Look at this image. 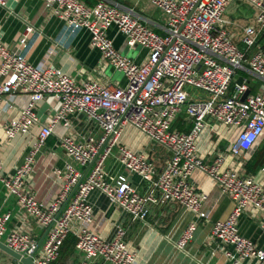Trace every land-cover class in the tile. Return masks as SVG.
I'll return each instance as SVG.
<instances>
[{"label": "built area", "instance_id": "built-area-1", "mask_svg": "<svg viewBox=\"0 0 264 264\" xmlns=\"http://www.w3.org/2000/svg\"><path fill=\"white\" fill-rule=\"evenodd\" d=\"M42 1L73 32L87 29L91 46L98 48L104 61L121 72L127 82L117 86L99 80H77L60 68L34 64L26 57L30 36L36 33L34 26L27 24L13 47L5 44L0 28V108L6 104L12 107L18 97H25L18 108L19 116L6 126V138L39 126L37 140L13 174L2 173L0 159V182L40 227L46 229L53 223L41 248L34 252L37 240L33 234L20 228L8 229L11 213H0V241L23 256L31 255L36 264H51L73 233L76 248L84 254L81 264H138L137 252L126 240L127 231L121 223L115 225L112 238L91 227L95 222L91 193L105 195L133 220L146 222L154 207L170 202L182 205L199 218H208L202 209L208 195L198 190L193 181V173L200 171L211 177L221 195L234 203L229 216L212 225L211 239L216 241V248L236 261L251 259L264 264V249L243 235L239 227L241 216L253 208L261 213L264 231V182L237 168L221 170L223 153L206 162L197 147V139L209 122L235 128L230 146L235 157L246 159L264 139V90L243 100L249 90L248 79L238 82L241 71L264 81V0H238L256 9L239 41L228 30L226 18L227 10L237 0H144L163 14L164 34L144 24L133 7L106 0L94 5L82 0ZM0 5L5 6L6 0H0ZM112 26L125 37L129 49L145 50L140 62L115 47L107 35ZM49 94L58 100L59 108L53 122L45 123L35 109L37 102ZM182 113L192 120L189 131L174 127ZM71 115H84L100 132L76 139L69 133ZM58 125L64 127L61 134L56 131ZM127 126L169 152L161 168L146 151L120 143ZM53 134L59 136L68 154L80 165L88 166L95 159L57 218L82 177L75 165L67 162L55 169L62 187L50 203L26 190L37 154ZM115 148L121 166L118 172L107 166ZM196 229L197 222L191 221L175 246L186 251ZM228 246L232 249L227 250ZM13 264L22 263L16 260Z\"/></svg>", "mask_w": 264, "mask_h": 264}, {"label": "crops", "instance_id": "crops-1", "mask_svg": "<svg viewBox=\"0 0 264 264\" xmlns=\"http://www.w3.org/2000/svg\"><path fill=\"white\" fill-rule=\"evenodd\" d=\"M82 1L88 5H94L100 0ZM106 1L133 7L144 24L160 34L166 32V23L161 11L144 0ZM235 4L237 6L234 8ZM240 5L241 1H234L227 10L229 13H226V18L229 20L228 30L238 41L243 27L253 21L256 13V9L249 5L245 13ZM240 18H245V21ZM27 24L33 25L36 29V33L30 36L26 49V57L30 62L60 68L77 80H99L111 82L117 86L126 84L125 76L104 61L98 48L91 46L90 32L85 28L73 32L63 19L54 15L51 8L46 7L42 0H6L5 6L0 5V28L6 45L12 47L16 45ZM107 35L113 40L115 47L125 55L138 62L144 58L145 50L139 47L129 49L125 37L118 32L116 26L109 28ZM261 43L264 47V38L261 39ZM244 77L248 79L250 94L264 90L263 80L247 71H241L238 78L243 80ZM2 81L3 78L0 76V83ZM24 99V96L18 97L12 107L6 104L0 108V159L2 173L8 175L13 174L15 169L24 162L25 156L37 140L38 125H33L28 133L18 134L12 139L6 138V126L11 119L19 116L18 108ZM58 108V100L49 94L37 102L35 110L42 122L51 123ZM69 119L72 122L69 133L78 140L100 132L98 127L84 115H71ZM191 126L192 120L184 113L179 115L174 124L175 128L182 131H189ZM56 131L58 134L63 133V125H58ZM131 132H138L139 138L144 135L131 126H127L120 137V143L135 150L146 151L161 168L169 157V152L153 143L145 135L148 141L143 146L139 145V139L133 140ZM234 137V127L209 122L197 139L201 157L206 162H211L217 154L223 153L225 158L221 170L237 168L264 182V139L245 159L235 157L230 152ZM115 155L116 153H113L112 157H109L112 161L108 159L107 166L111 171L118 172L121 166ZM67 162L75 165L82 176L88 168V166L80 165L68 154L57 134L51 135L37 154L33 170L26 180V190L38 200L50 203L62 187V180L56 176L55 169L64 167ZM133 181L137 183L138 180L133 177ZM193 181L198 190L208 195L202 207L208 214V218H199L182 205L170 202L154 207L146 222L133 220L127 213L112 205L105 195L96 191L90 195L95 215V222L91 227L102 236L112 238L115 225L121 223L127 231L126 240L137 252L138 264H256V261L251 259L236 261L234 258H229L224 250L216 248V241L211 239L212 225L216 220L228 217L234 208V203L229 197L221 195L218 185L208 175L195 171ZM4 212L11 213L7 223L8 229L28 230L36 238L37 243L44 235L46 229L40 227L33 217L24 212L17 198L8 195L0 182V213ZM191 221L197 222L194 237L187 243L186 251L180 250L174 242L179 239ZM260 223L261 213L250 208L241 216L239 227L243 235L251 238L264 249V231ZM75 244V235L71 233L61 247L58 259L51 264H81L84 261V254L76 248ZM214 248L216 251L212 254L211 251ZM226 249L231 250L232 247L228 246ZM2 252L3 250L0 249V264L16 262L13 257V260L2 258Z\"/></svg>", "mask_w": 264, "mask_h": 264}, {"label": "water", "instance_id": "water-1", "mask_svg": "<svg viewBox=\"0 0 264 264\" xmlns=\"http://www.w3.org/2000/svg\"><path fill=\"white\" fill-rule=\"evenodd\" d=\"M239 83L242 82V78H240L238 80ZM250 94V90H248L246 93H244V95L242 96V99L244 100L248 95ZM100 151H102V148L100 149ZM95 159H93L90 164L88 165V168L85 172V174L81 177L79 183L73 188V190L71 191L70 195L68 196V198L66 199V201L64 202V204L62 205L60 211L57 213L56 218L61 214V212L63 211V209L65 208V206L67 205V203L69 202V200L71 199V197L73 196V194L75 193L76 189L78 188L80 182L83 181V179L86 177L88 171L90 170V168L92 167L93 163H94ZM53 223H51L47 228L46 231L44 233V235L41 237V239L38 241L34 252L37 251L43 240L45 239L46 235L48 234V232L50 231L51 227H52ZM0 249L3 250L4 252H6L7 254H9L11 257H13L16 260H19L22 264H36L34 262V260L32 259V256H23L22 254L14 251L12 248H10L8 245H6L3 241H0ZM33 252V253H34Z\"/></svg>", "mask_w": 264, "mask_h": 264}, {"label": "rangeland", "instance_id": "rangeland-1", "mask_svg": "<svg viewBox=\"0 0 264 264\" xmlns=\"http://www.w3.org/2000/svg\"><path fill=\"white\" fill-rule=\"evenodd\" d=\"M235 3H236V2H235ZM235 6H237V4L234 5V8H235ZM240 6L243 7V12L246 13V10H247V9H246V8H247V4L241 2V5H240ZM232 8H233V7H232ZM234 8H233V9H234ZM233 9H230V10H233ZM233 11H234V10H233ZM228 13H229V12H228ZM228 13H227V14H228ZM240 19H241L242 21H243V20L245 21V18H244V19L240 18ZM187 89H188V90H191V87H190V86H187ZM200 94H202V93H200ZM130 134H131V136H132L131 138H133V140L139 139L138 144L141 145V146L145 145V144H146L145 142L148 141V139H147L143 134H142L143 137L139 138V135H138L139 133H138V132H135V133H134V132H131ZM116 150H117V149L115 148L113 153H116ZM111 157H112V155H111ZM109 161H112V158H109ZM2 255H3L2 258H7V259H9V260H13V258H12L9 254H7L6 252H4V251L2 252ZM0 259H1V258H0Z\"/></svg>", "mask_w": 264, "mask_h": 264}]
</instances>
